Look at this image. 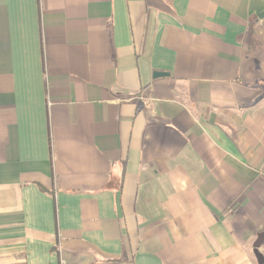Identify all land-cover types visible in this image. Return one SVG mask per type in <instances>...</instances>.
I'll list each match as a JSON object with an SVG mask.
<instances>
[{"label":"crops","instance_id":"0c3cea01","mask_svg":"<svg viewBox=\"0 0 264 264\" xmlns=\"http://www.w3.org/2000/svg\"><path fill=\"white\" fill-rule=\"evenodd\" d=\"M263 11L0 0V264H258Z\"/></svg>","mask_w":264,"mask_h":264},{"label":"water","instance_id":"95a60500","mask_svg":"<svg viewBox=\"0 0 264 264\" xmlns=\"http://www.w3.org/2000/svg\"><path fill=\"white\" fill-rule=\"evenodd\" d=\"M258 17H264V11L262 12V13H260L259 15H258ZM163 73L162 72H155L154 73V75H157V76H159V75H162ZM258 247H259V244H255L254 245V247H253V252H254V255H255V258H256V261H257V263L258 264H264V256H263V254L259 251V249H258Z\"/></svg>","mask_w":264,"mask_h":264},{"label":"rangeland","instance_id":"374dc122","mask_svg":"<svg viewBox=\"0 0 264 264\" xmlns=\"http://www.w3.org/2000/svg\"><path fill=\"white\" fill-rule=\"evenodd\" d=\"M259 250L261 251V253H262L263 256H264V244H262V245L259 247Z\"/></svg>","mask_w":264,"mask_h":264}]
</instances>
